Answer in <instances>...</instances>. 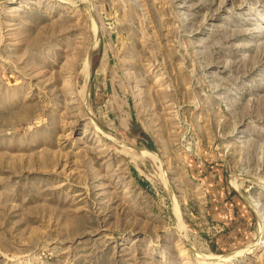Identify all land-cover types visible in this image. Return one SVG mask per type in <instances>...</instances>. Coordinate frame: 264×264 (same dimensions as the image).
I'll return each instance as SVG.
<instances>
[{
	"label": "rangeland",
	"instance_id": "1",
	"mask_svg": "<svg viewBox=\"0 0 264 264\" xmlns=\"http://www.w3.org/2000/svg\"><path fill=\"white\" fill-rule=\"evenodd\" d=\"M215 258L264 264V0H0V264Z\"/></svg>",
	"mask_w": 264,
	"mask_h": 264
},
{
	"label": "bare ground",
	"instance_id": "2",
	"mask_svg": "<svg viewBox=\"0 0 264 264\" xmlns=\"http://www.w3.org/2000/svg\"><path fill=\"white\" fill-rule=\"evenodd\" d=\"M87 64H89V63H87ZM85 66H86V64H85ZM87 67V66H86ZM85 70H86V68H85ZM86 74V73H85ZM89 76V75H88ZM72 92H74L73 91V89L70 87L69 88V90H68V93H72ZM84 92V91H83ZM84 95V94H83ZM71 101H69V103H70ZM129 147V146H128ZM133 150H134V148H133ZM141 152H143V151H141ZM143 154H145V151L143 152ZM146 154H148V153H146ZM152 154V153H151ZM150 154V155H151ZM217 258V257H216ZM216 258L215 259H211V260H204L203 261V264H217V261H216Z\"/></svg>",
	"mask_w": 264,
	"mask_h": 264
}]
</instances>
